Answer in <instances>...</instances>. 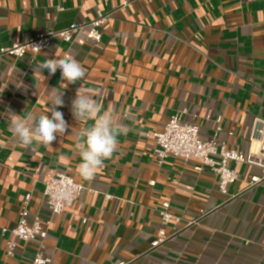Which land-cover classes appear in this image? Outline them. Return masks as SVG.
I'll return each mask as SVG.
<instances>
[{"label":"crops","instance_id":"1","mask_svg":"<svg viewBox=\"0 0 264 264\" xmlns=\"http://www.w3.org/2000/svg\"><path fill=\"white\" fill-rule=\"evenodd\" d=\"M99 11L111 14L101 43L81 33L38 54L0 57V226L18 225L28 196L30 214L51 220L45 239L15 240L12 257L7 242L14 238L0 232V264H32L38 254L50 264H264V180L249 186L264 170L231 163L240 179L223 194L217 175L196 169L199 160L169 157L159 165L149 136L181 114L210 140L221 117L219 143L258 151L253 128L264 120V0H0V50L88 23ZM64 55L81 62L85 80L64 89L59 70H44L46 79L34 75L35 64ZM80 83L128 126L90 182L79 175L71 129L33 152L15 141L7 113L47 114L56 88L64 92L59 110L75 126L71 101ZM59 173L86 189L53 215L45 182ZM166 202L176 218L168 225L159 215ZM163 231L169 238L153 248Z\"/></svg>","mask_w":264,"mask_h":264},{"label":"built area","instance_id":"2","mask_svg":"<svg viewBox=\"0 0 264 264\" xmlns=\"http://www.w3.org/2000/svg\"><path fill=\"white\" fill-rule=\"evenodd\" d=\"M111 14L98 12L97 17L84 24L73 23L68 28L59 31H46L38 33L27 42L17 43L11 47L2 48L1 56H12L22 58L28 52L38 54L51 46L54 40H61L70 43L78 34H85L86 38L93 43H101L103 39L102 28ZM187 111H184L186 114ZM221 117L217 120V127L212 139L204 140L201 137L200 128L197 125L189 124L184 121L181 114L172 116L163 126L162 130H153L149 136L156 139L157 148L155 155L159 165L169 157L182 158L185 161L196 159L200 165L196 167L198 171L209 168L219 179V191L227 194L228 186L234 184L240 179L237 170L230 167V164L242 163L253 165L264 170V120L257 119L254 124V137L258 140V151H251L249 154L229 149L225 143H219L218 134L222 132ZM264 180V176H252L250 187L257 186ZM60 189H67L70 196L67 199H58L57 192ZM85 186L77 183L76 180L66 174L59 173L50 177L45 182L44 197L47 207L51 214L60 215L66 209L78 202L85 191ZM23 204L18 225L9 230L0 226V232L3 236L11 234L14 240L7 242V256L12 257L15 253V240L21 242H31L38 239H45L51 225V220L44 219L41 216H32L28 208V201ZM110 198V197H109ZM170 204L168 202L162 205L159 210L160 218L163 224L168 225L176 218L169 212ZM169 236L166 232H161L160 236L153 242L152 246L157 247L165 242ZM50 257L38 254L32 264H50ZM123 264V263H122Z\"/></svg>","mask_w":264,"mask_h":264},{"label":"clouds","instance_id":"3","mask_svg":"<svg viewBox=\"0 0 264 264\" xmlns=\"http://www.w3.org/2000/svg\"><path fill=\"white\" fill-rule=\"evenodd\" d=\"M47 70L49 75L60 71V86L66 89L70 84H76L86 79V71L81 62L71 55L54 56L43 63L35 64L34 75ZM46 79V77L44 76ZM4 89H0V93ZM64 92L53 88L48 97L50 107L46 113L35 109L17 114H11L9 121L10 131L15 141L25 150L35 152L41 145L52 147L57 138H65L68 130L75 135L74 151L80 157L78 172L82 180L92 181L96 174L104 167V162L113 158L118 150L120 137L126 135L128 126L123 124L120 117L109 107L104 108L102 100L97 97L93 89L80 83L74 98L71 101V113L75 126L69 125L64 114L59 109L64 106ZM36 103H39V98ZM73 129H76L73 133ZM62 142V140H61ZM70 192L60 189L58 199H67Z\"/></svg>","mask_w":264,"mask_h":264}]
</instances>
